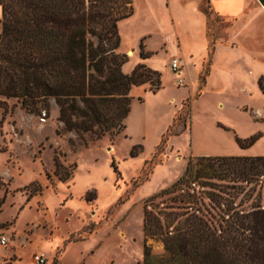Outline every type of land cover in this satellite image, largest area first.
<instances>
[{"label": "rangeland", "instance_id": "obj_1", "mask_svg": "<svg viewBox=\"0 0 264 264\" xmlns=\"http://www.w3.org/2000/svg\"><path fill=\"white\" fill-rule=\"evenodd\" d=\"M132 5V14L118 21V51L134 47L122 70L128 73L144 61L160 72L161 86L131 87L120 131L97 138L64 129L54 97L31 111L21 98L0 94V235L7 237L0 243V264H33L38 249L50 259L63 253L75 259L97 242L101 232H94L113 222L123 202L120 212L138 202L162 225L166 217L178 219L198 208L210 217L215 211L210 191L232 189L228 179L205 169L147 198L169 187L191 155L264 154V5L259 0H132ZM140 43L150 52L145 59ZM172 56L180 58V72L170 65ZM179 77L184 84H177ZM43 107L48 116L40 122ZM254 134L246 147L235 138ZM55 159L70 177H59ZM128 227L137 230V209ZM145 243L163 251L158 234L146 236L143 250Z\"/></svg>", "mask_w": 264, "mask_h": 264}, {"label": "trees", "instance_id": "obj_2", "mask_svg": "<svg viewBox=\"0 0 264 264\" xmlns=\"http://www.w3.org/2000/svg\"><path fill=\"white\" fill-rule=\"evenodd\" d=\"M0 4V94L21 98L31 111L54 97L64 129L90 131L97 138L118 132L131 107V87L148 83L155 91L161 86L160 72L144 61L128 73L122 70L127 54L118 51V21L132 14V0ZM139 54L150 55L142 43ZM260 85L264 90L262 79ZM256 137L235 136L242 147ZM54 163L61 179L70 177L58 159ZM202 169L228 179L232 190L210 191L215 202L210 217L198 208L178 219L166 217L162 225L146 208L145 234H158L164 245L162 252H154L145 243L141 264H264V154L191 155L184 172L147 200Z\"/></svg>", "mask_w": 264, "mask_h": 264}, {"label": "crops", "instance_id": "obj_3", "mask_svg": "<svg viewBox=\"0 0 264 264\" xmlns=\"http://www.w3.org/2000/svg\"><path fill=\"white\" fill-rule=\"evenodd\" d=\"M1 16L2 7L0 4V18ZM1 27L0 22V30ZM129 49L134 51V47H130L126 49L127 53ZM123 203L116 208V212L112 215L113 222L110 225L108 224L109 226L105 225L104 228L94 232L100 231L101 235L90 249L85 251L80 249L75 259H66L65 253L60 258L53 257L50 259L45 250L41 249L47 255L46 264H102V259L105 260V264H131L133 261L140 259L143 254V243L147 236L144 229L146 208L143 209L140 203L135 202L126 210L120 212ZM135 209L138 210V228L136 231L128 227V220Z\"/></svg>", "mask_w": 264, "mask_h": 264}, {"label": "built area", "instance_id": "obj_4", "mask_svg": "<svg viewBox=\"0 0 264 264\" xmlns=\"http://www.w3.org/2000/svg\"><path fill=\"white\" fill-rule=\"evenodd\" d=\"M171 67L173 70L180 72V68H181V64H180V58L177 56H172L171 57ZM184 78L183 77H179L177 79V84H184ZM48 116V110L46 108H41L40 112L38 114V118L40 122H45ZM6 235L5 234H1L0 235V243L1 244H6ZM32 263L33 264H46L47 263V255L46 253L41 250H35L32 253ZM51 264H55V263H51Z\"/></svg>", "mask_w": 264, "mask_h": 264}, {"label": "bare ground", "instance_id": "obj_5", "mask_svg": "<svg viewBox=\"0 0 264 264\" xmlns=\"http://www.w3.org/2000/svg\"><path fill=\"white\" fill-rule=\"evenodd\" d=\"M131 56L134 55V51L132 49H129V52H128Z\"/></svg>", "mask_w": 264, "mask_h": 264}, {"label": "water", "instance_id": "obj_6", "mask_svg": "<svg viewBox=\"0 0 264 264\" xmlns=\"http://www.w3.org/2000/svg\"><path fill=\"white\" fill-rule=\"evenodd\" d=\"M259 2L264 5V0H259Z\"/></svg>", "mask_w": 264, "mask_h": 264}]
</instances>
